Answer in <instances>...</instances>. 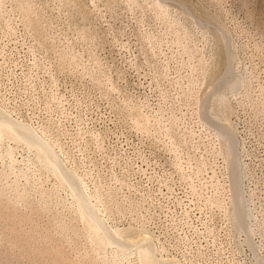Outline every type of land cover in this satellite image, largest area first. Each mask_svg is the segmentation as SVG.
<instances>
[{"label": "rangeland", "instance_id": "rangeland-1", "mask_svg": "<svg viewBox=\"0 0 264 264\" xmlns=\"http://www.w3.org/2000/svg\"><path fill=\"white\" fill-rule=\"evenodd\" d=\"M0 264H264V0H0Z\"/></svg>", "mask_w": 264, "mask_h": 264}, {"label": "bare ground", "instance_id": "bare-ground-1", "mask_svg": "<svg viewBox=\"0 0 264 264\" xmlns=\"http://www.w3.org/2000/svg\"><path fill=\"white\" fill-rule=\"evenodd\" d=\"M2 120H3V118H2ZM5 121H7V122H11V123H12V120L7 119V118L5 119ZM23 128H24V127H23ZM25 129H26V130H29L27 127H25ZM25 129H24V130H25ZM27 132H28V131H27ZM35 138H36L40 143H42L43 146H44V148H45L46 144L44 143V141H43L42 139L36 137V136H35ZM46 147H47V146H46ZM47 148H48V147H47ZM47 148H46V149H47ZM68 179H69V178H68ZM240 214H241V216H242L241 218H243L244 216H243V212H242V211H241Z\"/></svg>", "mask_w": 264, "mask_h": 264}]
</instances>
